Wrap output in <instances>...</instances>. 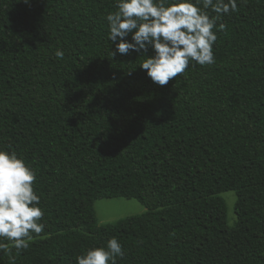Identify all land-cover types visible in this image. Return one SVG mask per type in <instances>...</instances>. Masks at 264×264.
<instances>
[{"label": "trees", "instance_id": "obj_1", "mask_svg": "<svg viewBox=\"0 0 264 264\" xmlns=\"http://www.w3.org/2000/svg\"><path fill=\"white\" fill-rule=\"evenodd\" d=\"M116 2L0 0V150L34 170L45 225L27 249L0 238V264H77L113 237L115 264H264V0H237L215 63L165 86L142 53L112 56ZM115 197L146 210L99 225Z\"/></svg>", "mask_w": 264, "mask_h": 264}, {"label": "clouds", "instance_id": "obj_2", "mask_svg": "<svg viewBox=\"0 0 264 264\" xmlns=\"http://www.w3.org/2000/svg\"><path fill=\"white\" fill-rule=\"evenodd\" d=\"M208 8L218 15L210 17ZM237 8V0H117L116 10L106 16L108 39L115 44L112 56L142 53L146 59L139 67L153 83L165 86L193 63H215L213 29L221 15ZM55 55L62 59L64 52L57 50ZM35 178L34 170L16 152L0 150V238L18 250L27 249L33 234L39 235L45 227L39 222L44 213L38 206ZM123 255L122 245L113 237L106 247L89 248L76 260L77 264H115L116 257Z\"/></svg>", "mask_w": 264, "mask_h": 264}, {"label": "rangeland", "instance_id": "obj_3", "mask_svg": "<svg viewBox=\"0 0 264 264\" xmlns=\"http://www.w3.org/2000/svg\"><path fill=\"white\" fill-rule=\"evenodd\" d=\"M220 197L226 206V222L233 227L237 221L234 211L236 193L232 190L224 191ZM94 212L99 225L115 222L121 218L138 215L145 212L144 206L135 199L123 197L100 198L94 204Z\"/></svg>", "mask_w": 264, "mask_h": 264}]
</instances>
